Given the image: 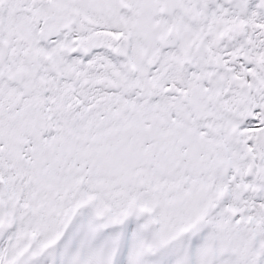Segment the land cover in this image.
Segmentation results:
<instances>
[{"label":"snow or ice","instance_id":"6c2138e0","mask_svg":"<svg viewBox=\"0 0 264 264\" xmlns=\"http://www.w3.org/2000/svg\"><path fill=\"white\" fill-rule=\"evenodd\" d=\"M0 264H264V0H0Z\"/></svg>","mask_w":264,"mask_h":264}]
</instances>
